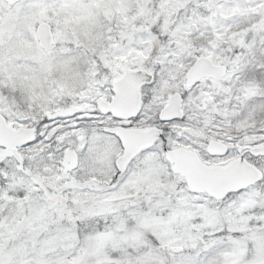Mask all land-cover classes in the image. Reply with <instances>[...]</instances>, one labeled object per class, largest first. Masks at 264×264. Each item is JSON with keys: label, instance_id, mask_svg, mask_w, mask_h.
<instances>
[{"label": "snow or ice", "instance_id": "obj_1", "mask_svg": "<svg viewBox=\"0 0 264 264\" xmlns=\"http://www.w3.org/2000/svg\"><path fill=\"white\" fill-rule=\"evenodd\" d=\"M0 264H264V0H0Z\"/></svg>", "mask_w": 264, "mask_h": 264}]
</instances>
